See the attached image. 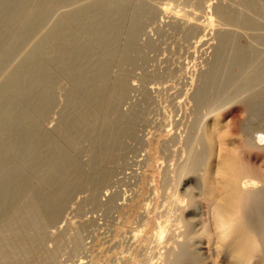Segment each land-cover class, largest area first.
<instances>
[{
	"label": "rangeland",
	"instance_id": "rangeland-1",
	"mask_svg": "<svg viewBox=\"0 0 264 264\" xmlns=\"http://www.w3.org/2000/svg\"><path fill=\"white\" fill-rule=\"evenodd\" d=\"M93 1L79 0L68 9ZM101 2L117 14L121 26L119 49L100 38L84 37L90 66H82L83 76L100 65L105 69L98 99L85 96L82 82L62 79L52 111L36 123L57 143V151L51 155L50 146L44 147L36 161L38 171L28 174L25 192L33 194L42 187L57 163L66 166L52 197L57 210L48 214L39 232L28 230V238L36 243L30 262L52 249L56 264H169L171 246L164 242L168 221H179L182 227L205 208L206 230L189 252H199L204 264H235L231 237H219V222L213 223L207 199L223 213L234 209L223 203L230 196L224 163L261 171L264 178V44L254 38L264 33V0ZM161 5L179 14L209 15L214 29L203 36L170 13H159ZM246 20L257 27H246ZM223 21L226 24L219 27ZM132 26L138 33L129 36ZM219 28L229 29V46L220 53L216 74L210 75ZM236 42L254 49L241 73L226 82L223 72L234 57ZM127 43L131 46L125 50ZM23 53L5 67L13 68ZM54 73L61 75L56 69ZM65 87L74 91L73 101ZM12 151L8 146L6 154ZM32 163H24L23 170ZM159 223L164 226L161 238ZM8 234L0 230V238ZM204 246H209L207 253ZM249 259L244 263L264 264L260 256Z\"/></svg>",
	"mask_w": 264,
	"mask_h": 264
},
{
	"label": "bare ground",
	"instance_id": "bare-ground-1",
	"mask_svg": "<svg viewBox=\"0 0 264 264\" xmlns=\"http://www.w3.org/2000/svg\"><path fill=\"white\" fill-rule=\"evenodd\" d=\"M78 1L0 0V230L10 231V234L0 238L2 264H56L57 254L52 249L46 250L43 258L30 262L36 251V243L31 241V237L28 238V230L33 229L35 234L39 232L46 226L48 214L57 210L52 197L59 188V173L66 166L63 161L57 163L55 169L46 176L42 187L33 194L25 192L28 174L38 171L36 161L42 151L45 153L44 147L50 146L47 151L51 155L57 151V143L44 131H39L36 123L45 120L52 111L57 102L58 88H62L59 85L62 79L76 84L82 82L85 96L98 99V91L104 84L105 69L100 65L93 74L83 76L82 66H90L87 59L89 53L83 44L84 37L100 38L108 46L120 48L121 22L117 14L101 0L68 9ZM157 9L162 14L170 13V18L181 21L184 26H193L203 36L214 29V22L209 15L201 17L194 11L180 14L170 12L166 5ZM223 24L226 22H221L219 27ZM244 24L250 29L257 27L253 20H246ZM227 31L229 29L216 32V58L210 75L216 74V64L221 61L220 53L229 46ZM137 33V27L132 26L129 36ZM254 38L264 44V33ZM30 42L31 46L26 48ZM130 46L131 43H127L124 49ZM234 48V57L229 60L228 70L223 72L226 82H232L241 73L254 49L240 42H236ZM114 51L116 49L109 50L110 53ZM22 52L23 55L13 68L5 67L9 59H18ZM55 69L60 76L54 73ZM65 91L67 98L73 101L74 91L66 87ZM255 102L261 108V98L255 99ZM78 113L75 110L73 114L77 117ZM8 146H12L11 154H6ZM27 161L33 163L24 171L23 165ZM10 166L13 168L8 169ZM224 168L227 175L226 190L230 196L223 203L234 209L223 213L214 200L207 199L212 205V221L219 222L216 227L219 228L220 238L226 239L230 235L229 243L234 245L232 255L237 259L235 264H245L246 257L252 259L260 256L264 261V178H261V171L237 167L232 161L228 165L224 163ZM230 197L234 199L229 201ZM175 204L180 205L177 201ZM199 213V217L184 220L182 227L177 224L179 221L173 220L165 225L168 235L164 242L166 246H171L167 251L169 257L173 256L168 257L169 264L205 263L199 258V252H189L190 246L196 247L195 239L206 230L208 219L204 222L203 215L207 214V210L202 208ZM157 227V236L161 238L164 226L159 223ZM204 247L207 253L209 246ZM222 252L218 251V256H222Z\"/></svg>",
	"mask_w": 264,
	"mask_h": 264
}]
</instances>
